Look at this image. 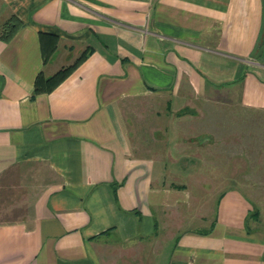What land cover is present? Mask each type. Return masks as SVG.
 <instances>
[{"label":"crops","instance_id":"obj_1","mask_svg":"<svg viewBox=\"0 0 264 264\" xmlns=\"http://www.w3.org/2000/svg\"><path fill=\"white\" fill-rule=\"evenodd\" d=\"M231 93L264 112V0H0V264H264V214L186 137Z\"/></svg>","mask_w":264,"mask_h":264},{"label":"rangeland","instance_id":"obj_2","mask_svg":"<svg viewBox=\"0 0 264 264\" xmlns=\"http://www.w3.org/2000/svg\"><path fill=\"white\" fill-rule=\"evenodd\" d=\"M237 97L234 93L218 95L209 100L215 104V109L210 110L203 106L208 101H196L200 102V109L185 112L184 115L189 125V135L186 137H194L200 141L207 139L205 146L217 147V154L210 157L218 166V174L214 176L217 182L228 181V186L232 185L230 182L242 184L264 214V112L241 106ZM154 103L151 100L142 101L137 104L136 110L122 113L133 147H142L144 150L145 140L149 137L148 131L154 129L153 126L147 127L146 123L156 118L154 112L151 115L145 108ZM161 124L157 127L159 130L164 129ZM208 160L206 157V162ZM201 177L207 179L208 175ZM178 178V182L184 181L191 186L196 182L193 181V175H187L185 179L183 175ZM195 178L198 176H194ZM170 181L174 180L170 178Z\"/></svg>","mask_w":264,"mask_h":264},{"label":"trees","instance_id":"obj_3","mask_svg":"<svg viewBox=\"0 0 264 264\" xmlns=\"http://www.w3.org/2000/svg\"><path fill=\"white\" fill-rule=\"evenodd\" d=\"M19 24H20V21L18 18H16L14 15L10 16V18L3 25V35L7 38L10 37L15 31V29L19 26Z\"/></svg>","mask_w":264,"mask_h":264}]
</instances>
